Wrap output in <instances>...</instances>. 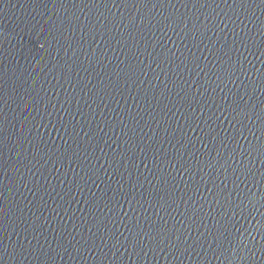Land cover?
Wrapping results in <instances>:
<instances>
[{
    "label": "water",
    "instance_id": "95a60500",
    "mask_svg": "<svg viewBox=\"0 0 264 264\" xmlns=\"http://www.w3.org/2000/svg\"><path fill=\"white\" fill-rule=\"evenodd\" d=\"M0 264H264V0H0Z\"/></svg>",
    "mask_w": 264,
    "mask_h": 264
}]
</instances>
